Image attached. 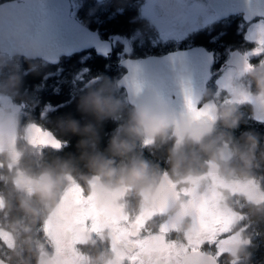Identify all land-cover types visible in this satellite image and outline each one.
Returning a JSON list of instances; mask_svg holds the SVG:
<instances>
[{"label":"flooded vegetation","instance_id":"flooded-vegetation-1","mask_svg":"<svg viewBox=\"0 0 264 264\" xmlns=\"http://www.w3.org/2000/svg\"><path fill=\"white\" fill-rule=\"evenodd\" d=\"M4 1L0 0V3ZM143 1L134 0L138 13L130 19L135 22L134 30L107 38L134 34L137 39L133 40L131 51L123 58L120 57L122 49L111 42V54L118 58L116 63L119 65L126 58L161 56L193 46L204 47L213 54L214 60L198 107L208 100H213L219 109L234 105L240 120L251 117L257 124L264 123V110H261L262 117H257L258 106L251 96L254 85L247 76L253 67H264V16L246 18L245 13L239 11L221 17L218 13L225 14L226 10L222 8L217 12L210 0H156L149 15L142 12ZM70 2L71 14L78 18L77 9L83 2L77 5L76 11L72 0ZM95 3L103 5L105 0H95ZM206 14L210 16L208 21L204 18ZM95 19H99L98 15ZM164 27L172 34L162 36ZM201 38H206V43L199 42ZM33 60L48 63L42 59ZM119 66L124 74L126 68ZM226 72L230 74L226 75ZM236 83L248 88L249 94L237 95L234 91ZM118 91L131 110L134 105L129 103L126 89ZM125 121L122 111L121 119L107 126L106 150L104 153L97 150L115 159L118 168L127 166L133 159L145 161V154L153 156L156 147V144L145 142L141 145L138 142L126 157H112L110 140ZM45 131L39 126L37 143L31 145L35 156H40L43 149L52 148L39 140V133ZM171 138L169 135L168 139ZM62 140L60 148L65 145ZM6 142H2L1 150L7 149L19 156L18 139L15 138L9 147L11 151ZM175 144L176 138L172 148L184 147L182 143ZM259 149L258 145L256 164L246 177L238 173L230 178L222 176L218 166L204 153L186 152L198 155L202 165L197 168V174L189 176L186 182L178 181L170 173V153L164 156L167 159L158 167L153 168L149 164L158 171L159 179L168 176L173 184L169 187H173L174 193L162 194L167 202L163 203V199L158 201L159 205L146 202L136 192L122 196L110 191L102 192L101 177L88 168L72 167L76 171L67 177L55 207L41 210L38 221L43 232L39 240H36L30 217L23 211L17 214L21 201L27 199L32 202L26 195L27 185L19 184L20 171L27 177L39 173L31 174L21 169L20 163L13 166L6 154L0 155V264H93L94 258H100L103 264H234L228 253L241 244L247 258L238 264H264V211H258L264 209V172ZM156 155L158 159L163 158L159 153ZM233 164L238 166L239 162L233 161ZM102 198L109 201L120 199L121 204L119 207H113L111 203L101 206L99 201ZM58 214V232L62 239L55 251L53 235L45 231V223L47 219L55 222ZM13 223L31 229L26 235L31 237L32 251H25L18 258L12 255L16 241L9 226Z\"/></svg>","mask_w":264,"mask_h":264},{"label":"clouds","instance_id":"clouds-1","mask_svg":"<svg viewBox=\"0 0 264 264\" xmlns=\"http://www.w3.org/2000/svg\"><path fill=\"white\" fill-rule=\"evenodd\" d=\"M248 78L253 82L254 91H251L253 102L264 110V67H253L247 73ZM237 95L249 94L250 90L239 83L234 85ZM82 112L91 114L99 124L105 120H120L124 108L121 100L113 95L111 85L104 84L99 90L89 91L83 96L79 103ZM217 121L224 128H235L240 119L236 106H227L218 110ZM217 124V123H216ZM19 125V117L10 110L0 111V140H7L15 134ZM67 128L72 133L81 134L87 139L80 142L81 148H91L93 152H84L81 159L85 161L90 171L102 178L100 185L102 192H113L119 195L136 192L148 203H157L162 196V188L159 173L153 169L148 162L142 159H133L127 166L116 167V161L103 154L96 152L98 134L92 124L81 128L77 121L69 120ZM216 126L210 122L181 123L176 126L175 115L168 108L157 102L151 96H145L132 106L127 114V119L120 125L113 134L109 151L112 157H126L137 147L139 142L143 145L147 142L154 145L157 142H164L170 133L176 136L182 144L198 146L200 151L207 158L216 164L220 174L230 178L235 174L246 177L250 174L256 164V151L258 139L253 134H247L242 147H234L229 159L224 147L225 140L231 142L230 137L215 135ZM7 155L8 161L13 165L20 163V156L7 149L0 150V155ZM264 158V152L261 153ZM238 161V166L233 164ZM170 173L180 182H186L189 176L197 174V168L202 167L199 159L183 150H173L168 158ZM75 170L69 164H61L58 167H46L37 175H29V183L26 186V195L31 199L23 200L20 208L30 223L35 224L40 217L41 210L54 208L62 188L66 184V179ZM101 206L111 203L113 207H119L120 199L99 201ZM264 211V209L258 210ZM16 246L13 249V257H20L23 252L32 251L31 237L26 235L30 228L13 223L10 226ZM22 228V231H21ZM234 264H238L242 259L247 258V253L243 244L230 249L228 253ZM93 264H103L100 258H94Z\"/></svg>","mask_w":264,"mask_h":264},{"label":"trees","instance_id":"trees-1","mask_svg":"<svg viewBox=\"0 0 264 264\" xmlns=\"http://www.w3.org/2000/svg\"><path fill=\"white\" fill-rule=\"evenodd\" d=\"M76 15L85 25L97 30L102 38L107 39L112 34L123 35L133 31L135 22H131L130 19L138 13L134 0H105V4L98 6L95 0H84L78 7ZM96 15L99 17L98 20L95 19ZM206 41V38L199 39L201 43H206ZM158 49L165 50V48ZM117 59L113 54L107 55L93 48L72 56L62 57L58 65L22 56L9 57L0 54V89L10 93L14 101L24 103V109L27 111L25 115H19L17 128L21 169L37 174L46 167H58L65 162L70 167L87 168L81 156L84 152L91 154L93 149L80 147V142L87 137L69 131L67 128L69 120L77 121L81 128L92 124L98 134L95 151L101 150V153H104L108 136L107 126L110 122L118 120L108 119L98 124L94 116L80 110L79 103L89 91L99 90L102 85L108 84L112 86L113 95L124 105L122 111L124 119H127L130 107L118 91L122 88L116 84L123 72V68L116 63ZM28 122H37L42 128L52 131L60 140L67 136L70 139L62 140L65 145L60 149H43L40 156H35L32 154L31 145L25 141L23 136L24 127ZM215 126L216 136L223 134L231 138V142L225 140L223 147H226V144L232 148L242 147L246 135L253 134L258 139L260 153L264 152V123L257 124L251 117H245L243 120L239 119L237 126L232 129L224 128L219 122ZM171 136V139L167 138L164 142L156 143L153 156L145 154V161L153 168L158 167L159 163L167 159L164 156L176 150L172 148L175 136L173 134ZM183 145L184 147L176 145L177 150L195 154L202 153L198 146ZM157 153L163 158L158 159ZM194 157L199 158L198 155ZM259 158L262 159L261 166L264 172V158L261 155ZM21 211L20 208L17 214L20 215ZM33 226L36 240H39L43 232L40 221L37 219Z\"/></svg>","mask_w":264,"mask_h":264},{"label":"water","instance_id":"water-1","mask_svg":"<svg viewBox=\"0 0 264 264\" xmlns=\"http://www.w3.org/2000/svg\"><path fill=\"white\" fill-rule=\"evenodd\" d=\"M210 4L217 12L222 8L226 10L225 14L218 13L221 17L239 11L244 12L246 18L264 16V0H210ZM71 8L70 0H6L0 3V54L42 59L54 65L61 57L92 48L110 55L111 41L103 39L97 30L73 16ZM213 60V54L201 46L161 56L126 58L119 65L127 71L116 84L126 89L132 105L145 96L165 105L175 115L177 127L185 122L202 121L216 125L217 104L208 100L198 107L210 79ZM21 109L19 102L11 107L15 114ZM40 139L54 149L61 147V141L52 131L40 132ZM160 183L162 194L174 193L173 187H169L173 184L168 176H162ZM161 198L159 201H163Z\"/></svg>","mask_w":264,"mask_h":264},{"label":"rangeland","instance_id":"rangeland-1","mask_svg":"<svg viewBox=\"0 0 264 264\" xmlns=\"http://www.w3.org/2000/svg\"><path fill=\"white\" fill-rule=\"evenodd\" d=\"M101 1H104V0H100ZM156 0H144L143 1V4H142V12L144 14H151L152 10H151V5L152 3H154ZM84 2V0H72V3H73V6H74V9L76 11V7L77 5H79L80 3ZM179 6V4L177 5ZM180 7V6H179ZM182 10V8L180 9ZM204 18L207 19L206 21L210 20L208 18H210V16L208 14L204 15ZM165 30H161L162 31V36H167V35H171L172 33H170V31H168L166 29V27H164ZM176 29V28H175ZM110 40L111 42L113 41V43L115 45H119V48L122 49V51L120 52L121 53V58H123L126 53L130 52L131 51V45H132V42L133 40H137L135 37H134V34L130 37H114V36H111L110 37ZM84 52V51H83ZM120 58V59H121ZM230 72H226V75H229ZM1 88V87H0ZM14 103H17V101H14L13 98L11 97V94L9 93H6V92H3L2 89H0V111H4V110H10L11 112H13L11 110V107ZM19 104L22 105V109L20 111L19 114H17V116L19 117V115H25L27 113V111L24 109V103H21L19 102ZM14 113V112H13ZM257 117L258 118H261L262 115H261V108L260 107H257ZM39 124L37 122H28V124L24 127V139L25 141H27L29 143V145H35L37 143V138H36V135H37V130L39 129ZM170 135H172L170 133ZM15 138L18 139V136H17V130L15 132V134L11 135L10 137L7 138V142H6V145L7 147L9 148L10 146L13 145V142L15 140ZM177 139V145L181 144V142L179 141V139L177 137H175ZM4 140H0V150L3 148V144L2 143ZM232 147L230 146H226L224 147L228 157H230V151H232L231 149ZM9 150L11 151V149L9 148ZM14 152H16L15 150H13ZM18 155L20 156V152L18 150ZM29 183V180H28V177L22 172L20 171V174H19V184L20 185H27ZM253 196H256V195H253ZM56 211H58V207L56 208ZM56 219H55V222L53 220V222L49 221L47 219L46 223H45V231L46 232H50L53 237H52V241L54 242V248H55V251L57 250L58 246L60 245L61 243V239H62V235L59 234V214L55 216ZM80 231V230H79Z\"/></svg>","mask_w":264,"mask_h":264}]
</instances>
